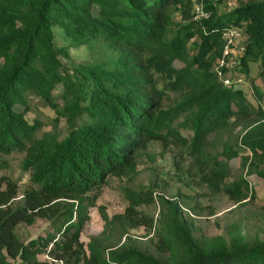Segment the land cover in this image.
Masks as SVG:
<instances>
[{
  "label": "trees",
  "instance_id": "1",
  "mask_svg": "<svg viewBox=\"0 0 264 264\" xmlns=\"http://www.w3.org/2000/svg\"><path fill=\"white\" fill-rule=\"evenodd\" d=\"M199 1L210 17L194 18L193 0H0V153L24 152L32 181L19 201L18 179L0 175V264H264V223L255 236L240 227L200 236L176 198L160 196L157 221L142 214L138 206L155 200L150 187H127L124 212L110 215L101 206L102 232L88 242L81 238L95 204L91 191L111 174L135 177L138 155L155 137L207 161L214 135L223 148L206 181L234 201L244 202L252 190L244 177L227 182L229 160L239 151L251 150L250 167L264 178V108L212 69L223 53L221 30L232 24L248 33L243 61L260 59L264 67V0L223 13L215 0ZM176 3L185 22L172 32ZM196 35L198 51L190 55L187 43ZM80 46L101 47L109 56L71 70L64 58ZM177 58L185 66H175ZM168 89L182 93L169 108L174 119L185 114L177 123L164 120ZM39 103L56 110V124L65 118L62 132L57 126L39 132L40 118L33 122L28 115ZM237 125L245 131L234 144ZM182 127L193 133L185 135ZM39 217L51 220L56 232L22 239L18 226ZM141 224L154 228L158 253L130 238L122 242Z\"/></svg>",
  "mask_w": 264,
  "mask_h": 264
},
{
  "label": "rangeland",
  "instance_id": "2",
  "mask_svg": "<svg viewBox=\"0 0 264 264\" xmlns=\"http://www.w3.org/2000/svg\"><path fill=\"white\" fill-rule=\"evenodd\" d=\"M220 7V12H226L233 9L237 5L247 3L252 0H215ZM203 3L199 0H193V17L197 18L195 7ZM181 4L176 3L172 6V23L171 31L174 32L175 23L180 24L185 22L183 17ZM98 8L94 7V12H98ZM57 32L62 30L58 25ZM241 36L237 39L236 49L230 55V61H236L235 65L227 66L223 74H218L219 79L224 80L230 78L231 87H240L242 93L249 98L255 105H260L264 108V67L261 65L260 59L249 58L245 59L246 41L248 33L243 32L241 27ZM167 35L169 34L166 33ZM200 42L199 35L193 36L188 44L190 55H194L198 51V43ZM104 49L97 47L93 51H89L86 46L71 48L69 55L65 56V62L72 70L73 66L84 63L93 62L101 59H106L109 53L103 52ZM212 69L216 71L219 59L213 61ZM175 66H185L183 60L177 58L174 61ZM249 68V74H246L243 67ZM227 84V83H226ZM63 89V84L59 82L56 88V95ZM172 98H167L164 114V120H170L174 112L170 111V107L181 98L180 89L167 90ZM260 92V93H259ZM38 100V99H36ZM58 100L61 98L58 97ZM61 102V101H60ZM36 105V111L28 113L30 119L35 122V118H40L42 127L39 132L44 130L53 131L57 129L62 132L65 128V118H61L56 124V110L52 106H44L39 103ZM234 107L236 105L232 104ZM19 109L25 108L24 105L18 104ZM24 110V109H23ZM185 118V114L176 115L174 122L177 123ZM245 130L241 125L233 128L231 139L240 140ZM167 133L166 129L161 131ZM181 132L185 135L192 134L193 129L181 128ZM226 135V134H225ZM224 135V136H225ZM223 146L220 141H215L214 135L208 138V147L204 151L207 161L198 158L197 156L185 151L179 145L169 142L168 144L162 137L151 139L147 147L143 148L138 155L139 173L135 177H129L125 174L108 176L107 181L99 187L91 191V195L95 197V204L90 206L91 218L86 222L82 231L81 238L88 242L104 228L105 220L102 217L101 206L105 208L110 215L124 212L129 205L130 200L126 194V188L134 189L152 188L155 195V200L151 203H143L138 207L141 208L142 214L146 217L154 216V221H157L160 216L161 197L176 198L179 200L184 214L192 220L195 234L200 236H212L216 234H226L233 227H240L245 233L250 236H255L260 232V227L264 223V178L258 172L250 167V158L248 154H252L249 148L242 149L239 154L233 156L229 160L231 172L227 177V182H232L240 177L247 178L252 190L249 196L242 203L234 201L229 194L224 191L215 192L206 181L207 176L212 173L217 167L219 159L218 152ZM25 153L22 151H14L11 153H0V175H12L18 179L20 191L18 200L23 199L24 190L32 183L30 172L22 165ZM253 193V194H252ZM54 224L48 218L39 217L34 223H21L18 226L20 236L25 241L38 236H46L49 232H56ZM154 228L149 229L145 224H141L129 229V232L122 238V242L129 240L133 244L141 248H146L155 253V241L151 238L154 236ZM128 238V239H127ZM40 258L52 259L48 254H40Z\"/></svg>",
  "mask_w": 264,
  "mask_h": 264
},
{
  "label": "built area",
  "instance_id": "3",
  "mask_svg": "<svg viewBox=\"0 0 264 264\" xmlns=\"http://www.w3.org/2000/svg\"><path fill=\"white\" fill-rule=\"evenodd\" d=\"M195 12L196 16L199 18H208L211 15V12L205 9L203 3L196 5ZM241 33V26L236 24L228 25L221 30V36L224 40V48L216 69L219 75L223 74V67L227 69V66L236 64V61H230V55L232 51L236 49L237 39L241 36ZM224 82L230 84V78H225Z\"/></svg>",
  "mask_w": 264,
  "mask_h": 264
}]
</instances>
